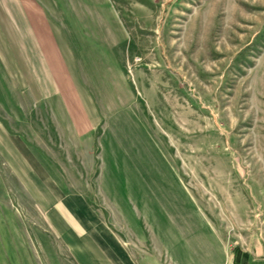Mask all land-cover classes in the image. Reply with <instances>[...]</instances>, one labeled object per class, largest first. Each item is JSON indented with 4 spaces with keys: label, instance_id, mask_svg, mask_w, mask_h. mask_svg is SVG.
<instances>
[{
    "label": "rangeland",
    "instance_id": "374dc122",
    "mask_svg": "<svg viewBox=\"0 0 264 264\" xmlns=\"http://www.w3.org/2000/svg\"><path fill=\"white\" fill-rule=\"evenodd\" d=\"M43 1L84 42L99 122L76 133L42 61L12 54L25 34L0 26V216L50 234L34 170L83 195L135 264H234V249L264 264V0Z\"/></svg>",
    "mask_w": 264,
    "mask_h": 264
},
{
    "label": "crops",
    "instance_id": "0c3cea01",
    "mask_svg": "<svg viewBox=\"0 0 264 264\" xmlns=\"http://www.w3.org/2000/svg\"><path fill=\"white\" fill-rule=\"evenodd\" d=\"M9 7H6L9 16L3 15L6 8L0 0V16H5L0 19L4 22L0 26L21 30V38L25 34L24 40L17 34V42L21 46L15 51L12 49V54L37 55L53 79L68 123L79 134L93 129L99 122V116L94 101L86 92L76 56L88 55L84 51V42L67 38L64 26L43 0H11ZM21 145L13 150L19 165L23 168L31 164L39 167L41 163L34 159L33 151ZM10 162L16 164L14 160ZM33 171L26 172L34 184L41 183L54 189L52 196L39 200L45 206L40 214L50 234L47 236L35 228L6 222L16 219L13 213L10 214L12 217L0 216V264H65L57 258L53 242L69 255L71 264H135L124 244L92 210L83 195L63 193L59 185ZM31 185L27 184L28 187Z\"/></svg>",
    "mask_w": 264,
    "mask_h": 264
},
{
    "label": "trees",
    "instance_id": "16d2710c",
    "mask_svg": "<svg viewBox=\"0 0 264 264\" xmlns=\"http://www.w3.org/2000/svg\"><path fill=\"white\" fill-rule=\"evenodd\" d=\"M233 254H234V255H233V256H234V257H233V263H234V264H238V263H237V259H238V256H237V249H234Z\"/></svg>",
    "mask_w": 264,
    "mask_h": 264
}]
</instances>
